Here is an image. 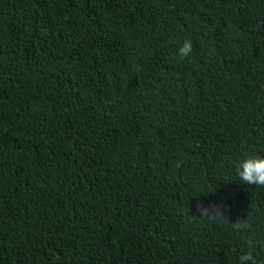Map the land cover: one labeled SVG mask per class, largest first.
<instances>
[{"label": "trees", "instance_id": "1", "mask_svg": "<svg viewBox=\"0 0 264 264\" xmlns=\"http://www.w3.org/2000/svg\"><path fill=\"white\" fill-rule=\"evenodd\" d=\"M245 152L264 0H0V264H264Z\"/></svg>", "mask_w": 264, "mask_h": 264}, {"label": "clouds", "instance_id": "2", "mask_svg": "<svg viewBox=\"0 0 264 264\" xmlns=\"http://www.w3.org/2000/svg\"><path fill=\"white\" fill-rule=\"evenodd\" d=\"M181 57H188L192 52V44L190 40H186L179 48ZM234 171L237 177L245 184L258 185L264 187V158L257 155H250L247 152L242 154V157L234 163ZM198 210L202 216L212 219H223L225 215L223 205L212 204L209 207L198 205ZM231 228L238 233L243 230H250V225L246 221H236L231 225ZM249 249H252L251 241H246ZM237 264H257V261L251 251L241 253L237 258Z\"/></svg>", "mask_w": 264, "mask_h": 264}]
</instances>
